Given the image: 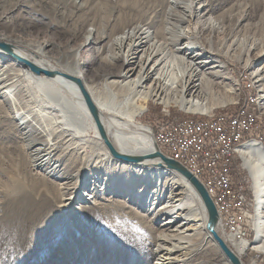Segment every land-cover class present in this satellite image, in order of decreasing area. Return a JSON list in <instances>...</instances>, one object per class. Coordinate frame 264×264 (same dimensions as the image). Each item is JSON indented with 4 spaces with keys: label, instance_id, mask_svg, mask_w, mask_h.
Wrapping results in <instances>:
<instances>
[{
    "label": "rangeland",
    "instance_id": "1",
    "mask_svg": "<svg viewBox=\"0 0 264 264\" xmlns=\"http://www.w3.org/2000/svg\"><path fill=\"white\" fill-rule=\"evenodd\" d=\"M88 1L0 0V35L21 43L28 54L31 50L27 48L49 45L46 52L50 62L42 63L66 74L62 68H71L73 58L64 61L59 56L65 51H77L85 31L93 28L83 15L90 6ZM208 3L217 27L212 48L225 66L226 83L235 92L230 95L233 101L227 103L226 94H220L218 100L207 104L210 110L206 113H193L172 102L139 98L138 104L144 110L134 123L147 127L148 134L154 136V127L164 122L162 118L169 122L211 120L224 116L222 113H233L240 104H245L247 112V106L254 107V123L264 124V100L251 76L252 64L259 63L257 56L264 51V0ZM91 49L87 46L78 50L79 60L86 61ZM1 54L6 58H0V264H152L160 233L157 207L176 185L171 175L154 172L157 168L115 161L93 121L95 130L88 124L85 134L76 137L50 124L53 119L47 117L51 104H46L36 85L11 68L3 70L13 59L7 53ZM98 110L104 124L105 115ZM104 127L109 129L105 124ZM258 145L264 148L261 141ZM127 150L142 154L141 150ZM233 162L235 183L245 191L252 206L245 242L253 244L252 179L240 152L233 153ZM83 194L87 196L85 200L81 199ZM68 198L71 202L63 205ZM196 199L201 205L197 196ZM203 213L206 217L204 210ZM205 223L206 218L204 226ZM204 230L195 247L188 250L187 263L230 264ZM218 235L231 249L221 226ZM238 257L243 264H264V251L252 247Z\"/></svg>",
    "mask_w": 264,
    "mask_h": 264
},
{
    "label": "bare ground",
    "instance_id": "2",
    "mask_svg": "<svg viewBox=\"0 0 264 264\" xmlns=\"http://www.w3.org/2000/svg\"><path fill=\"white\" fill-rule=\"evenodd\" d=\"M89 3L83 15L88 17L93 28L85 31L78 50L87 46L92 49L83 62L79 60L78 50L62 52L60 59L73 58L71 68H62L67 75L42 63L50 62L51 57L46 52L49 45L27 48L31 50L28 54L21 43L0 35V42L7 41L17 57L11 58L13 60L2 69L11 68L37 86L46 104H51L47 117L53 119L50 124L55 123L66 130L70 137L85 134L88 124L95 130L72 81L59 75L50 79L44 74L35 75L26 68L23 60L45 71H55L84 82L93 104L105 115L104 124L109 129H104L114 147L134 155L141 154L127 150L128 147L141 150L142 154L153 151L148 128L134 123L144 110V106L138 104L139 98H155L164 104L172 102L193 113H206L210 110L207 104L218 100L220 94H226L227 103L233 101L230 95L235 92L226 83L225 66L215 57L212 48L217 27L208 0H89ZM1 52L5 53L0 50V58L5 59ZM257 57L259 63L256 66L249 64L253 67L251 76L258 83L260 97L264 100V64L261 63L264 51ZM98 112L102 122L103 117ZM244 112L247 111L244 109ZM225 115L206 120L222 119ZM254 116L250 114V122H255ZM166 124H175V121ZM240 156L252 179L255 237L253 244L245 241L232 243L231 249L236 256L242 255L249 247L264 251V148L250 143L240 148ZM177 158H184V151H177ZM154 172L169 173L176 185L157 207L160 233L152 264H188V250L195 247L193 245L198 243L206 229L204 209L197 202L192 187L181 176L160 169ZM183 189L185 193L181 191ZM86 197L83 194L81 199ZM65 202L62 204H69L71 198Z\"/></svg>",
    "mask_w": 264,
    "mask_h": 264
},
{
    "label": "built area",
    "instance_id": "3",
    "mask_svg": "<svg viewBox=\"0 0 264 264\" xmlns=\"http://www.w3.org/2000/svg\"><path fill=\"white\" fill-rule=\"evenodd\" d=\"M251 99V98H250ZM252 112L237 108L214 121L159 123L154 139L167 157L182 164L205 187L229 243L244 242L249 230L251 204L233 175V152L248 143L264 141V124L250 122ZM184 151V158H177Z\"/></svg>",
    "mask_w": 264,
    "mask_h": 264
},
{
    "label": "water",
    "instance_id": "4",
    "mask_svg": "<svg viewBox=\"0 0 264 264\" xmlns=\"http://www.w3.org/2000/svg\"><path fill=\"white\" fill-rule=\"evenodd\" d=\"M0 50L7 53L11 58H17L15 54L12 52L11 47L6 43L0 42ZM24 64L31 70V72L35 75L44 74L48 78H54L56 76H63L64 78L72 81L78 88L84 105L94 123L96 128V132L103 142L105 148L107 149L109 155L120 163H124L127 165L135 166V167H152L157 169H164L170 172H174L181 176L188 184L192 187L195 194L197 195L206 216L205 228L209 235L212 237L214 242L217 244L221 252L228 259L230 264H243L238 256L234 254V252L229 248V246L220 238L218 235V231L221 226L220 218L217 214V211L214 207V204L209 197L205 187L203 184L196 179L182 164L179 162L167 157L164 155L160 148L158 147L154 136L149 132V136L151 139L153 151L146 154L134 155L130 153H124L117 150L110 139L108 138V134L104 129V126L100 119V114L98 109L93 104L89 93L86 91L82 82L74 77L66 76L61 73L55 71H45L32 63L23 60ZM150 162V164H148Z\"/></svg>",
    "mask_w": 264,
    "mask_h": 264
},
{
    "label": "trees",
    "instance_id": "5",
    "mask_svg": "<svg viewBox=\"0 0 264 264\" xmlns=\"http://www.w3.org/2000/svg\"><path fill=\"white\" fill-rule=\"evenodd\" d=\"M251 99H252V98H251ZM239 106L243 107L242 104H240ZM239 106H238L237 108H240ZM244 106H245V104H244ZM237 108H236V110H237ZM247 109H248L249 112H251V110H255L254 107H253V108H250V106H249V107L247 106ZM222 114L229 115L230 113H222ZM253 114H255V113H253ZM161 121L168 122V121H166V118H162ZM159 122H160V121H159ZM261 142H262V144L264 145V141H261Z\"/></svg>",
    "mask_w": 264,
    "mask_h": 264
}]
</instances>
